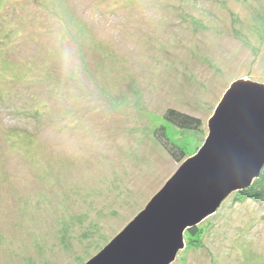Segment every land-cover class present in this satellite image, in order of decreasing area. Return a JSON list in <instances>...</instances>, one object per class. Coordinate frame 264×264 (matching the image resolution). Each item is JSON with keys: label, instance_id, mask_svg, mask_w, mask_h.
I'll return each instance as SVG.
<instances>
[{"label": "rangeland", "instance_id": "obj_1", "mask_svg": "<svg viewBox=\"0 0 264 264\" xmlns=\"http://www.w3.org/2000/svg\"><path fill=\"white\" fill-rule=\"evenodd\" d=\"M237 80L264 84V0H0V264L93 258L198 152ZM239 196L171 264H264V199Z\"/></svg>", "mask_w": 264, "mask_h": 264}, {"label": "water", "instance_id": "obj_2", "mask_svg": "<svg viewBox=\"0 0 264 264\" xmlns=\"http://www.w3.org/2000/svg\"><path fill=\"white\" fill-rule=\"evenodd\" d=\"M208 136L145 209L85 264H171L186 230L249 188L264 167V84L237 80L207 121Z\"/></svg>", "mask_w": 264, "mask_h": 264}, {"label": "trees", "instance_id": "obj_3", "mask_svg": "<svg viewBox=\"0 0 264 264\" xmlns=\"http://www.w3.org/2000/svg\"><path fill=\"white\" fill-rule=\"evenodd\" d=\"M165 119L169 122H171L174 126H176L177 128L180 129H184V130H199L201 127V121L193 116H190L188 114L185 113H181L177 110L174 109H168L165 113ZM162 136H164V133H162ZM164 148L168 151V153L176 160H178L180 157H184V153L181 149H179L175 144H165V142H163ZM261 178L263 179V175L262 177L257 178L256 180L253 181L252 186L249 189H245L242 191H238L236 192V194H242V197H238L239 201L242 199H249L251 197H253L254 200L259 201L261 198L264 199V187H259L258 185V181L261 180ZM259 179V180H258ZM242 192V193H240ZM196 228L197 226L186 230L185 234H188L189 236H193L196 233Z\"/></svg>", "mask_w": 264, "mask_h": 264}]
</instances>
